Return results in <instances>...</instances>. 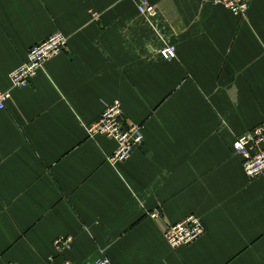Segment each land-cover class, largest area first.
I'll list each match as a JSON object with an SVG mask.
<instances>
[{
    "label": "crops",
    "instance_id": "crops-1",
    "mask_svg": "<svg viewBox=\"0 0 264 264\" xmlns=\"http://www.w3.org/2000/svg\"><path fill=\"white\" fill-rule=\"evenodd\" d=\"M151 2L154 18L140 0H0V264H50L61 237L72 264H264V178L233 151L264 124V0L245 18L211 0ZM57 32L67 50L13 88ZM115 100L145 136L117 167L116 142L87 133ZM191 215L204 236L172 249L166 224Z\"/></svg>",
    "mask_w": 264,
    "mask_h": 264
},
{
    "label": "built area",
    "instance_id": "built-area-1",
    "mask_svg": "<svg viewBox=\"0 0 264 264\" xmlns=\"http://www.w3.org/2000/svg\"><path fill=\"white\" fill-rule=\"evenodd\" d=\"M215 5H221L234 16L245 18L248 14L252 0H211ZM139 12L149 18L157 16V9L151 0H140ZM94 20L98 17L93 15ZM68 38L62 32H57L47 40L34 45L28 52L26 61L10 73L13 88L24 89L30 86L37 77L45 63L63 54L67 50ZM164 60L177 58V47L166 46L160 51ZM11 98L9 91L0 90V109L6 108L7 101ZM90 138L105 136L117 144L116 151L108 157V163L117 167L128 161L133 153L144 144V128L142 125L129 122L125 119L123 105L119 100L106 106L103 114L94 124L87 127ZM233 151L242 158V167L247 178L253 180L264 178V124L254 128L246 135L237 139L233 144ZM153 217L159 218L158 214ZM205 234L202 219L191 215L176 224H166L164 238L170 247L177 250L189 246L201 239ZM74 239L61 237L55 240L56 255L49 259L50 264H72L64 260V255L72 250ZM14 264V263H9ZM85 264H112L106 257L91 260Z\"/></svg>",
    "mask_w": 264,
    "mask_h": 264
}]
</instances>
